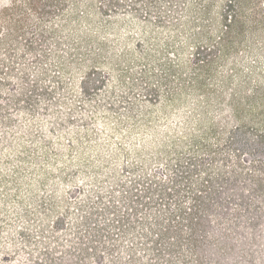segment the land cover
<instances>
[{
  "label": "rangeland",
  "instance_id": "rangeland-1",
  "mask_svg": "<svg viewBox=\"0 0 264 264\" xmlns=\"http://www.w3.org/2000/svg\"><path fill=\"white\" fill-rule=\"evenodd\" d=\"M0 264H264V0H0Z\"/></svg>",
  "mask_w": 264,
  "mask_h": 264
},
{
  "label": "trees",
  "instance_id": "trees-1",
  "mask_svg": "<svg viewBox=\"0 0 264 264\" xmlns=\"http://www.w3.org/2000/svg\"><path fill=\"white\" fill-rule=\"evenodd\" d=\"M101 49H102L103 54H105L106 56L110 54L106 49H104V48H101ZM86 61H87V63L93 62L94 58H92L91 56H88Z\"/></svg>",
  "mask_w": 264,
  "mask_h": 264
}]
</instances>
